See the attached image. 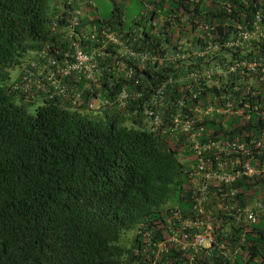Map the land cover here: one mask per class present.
<instances>
[{
	"label": "trees",
	"instance_id": "trees-1",
	"mask_svg": "<svg viewBox=\"0 0 264 264\" xmlns=\"http://www.w3.org/2000/svg\"><path fill=\"white\" fill-rule=\"evenodd\" d=\"M124 1L111 0L107 16L80 6L90 3L72 2L81 11L76 29H95L99 37L110 32L132 47L154 51L158 59H125L135 70L128 77L115 64L116 46L107 42L92 91L82 78H68L74 90L83 89L81 102L72 104L68 97H50L34 86L27 91L14 83L23 63L39 50L60 54L68 47L61 30L66 14L52 7V0H0V264H264V210L254 207V221L242 212L254 199L264 201V173L207 182L202 203L214 228L209 245H193L203 227L183 222L199 216L190 175L196 151L186 132L169 128L177 111L174 100L183 97L189 106L215 107L224 101L218 96L221 90L238 93L231 87L233 75L225 82L202 84L195 98L169 83L161 102H151L155 88L175 75L170 61L162 58L165 53L179 44V51H189L203 41L224 42L239 24L248 27L256 18L264 25V0H142L144 8L128 29L122 26ZM53 20L60 24L57 28ZM221 50V55H190L192 62L178 68L264 55V42ZM19 64V72L6 83L10 69ZM123 88L128 97L121 106L117 95ZM98 92L106 102L90 114L86 100ZM254 97L264 100L261 91ZM37 98L42 102L29 111L27 103ZM232 104L231 112L200 118L189 110L194 127L201 130L200 143L264 133V117L236 110L238 99ZM147 105L159 110L156 127L143 112ZM203 152L225 157L222 152L233 151L212 146ZM255 157L251 163L264 164V154ZM133 228L124 244L122 233Z\"/></svg>",
	"mask_w": 264,
	"mask_h": 264
},
{
	"label": "built area",
	"instance_id": "built-area-1",
	"mask_svg": "<svg viewBox=\"0 0 264 264\" xmlns=\"http://www.w3.org/2000/svg\"><path fill=\"white\" fill-rule=\"evenodd\" d=\"M73 0H63L60 3V10L66 16L64 23L61 25L63 36L68 38V47L60 54H52L46 49L38 51L37 57L26 60L22 65V73L20 79L15 85L20 84L23 90H29L33 86L40 89L42 92L48 93V96L54 94L68 97L72 104L81 102L82 90H74L68 83L69 77L82 78L89 90H93L92 84L96 81V75L102 70L101 60L107 54V42H111L116 46L115 64H117L126 76H132L134 73L133 66H126L125 59H133L139 62H148L158 59V54L145 48L132 47L119 37L114 36L110 32H105L102 36H97L96 30L83 32L76 29L79 23L81 11L74 8L71 3ZM82 3H91V0H76ZM65 2V3H64ZM69 4V5H67ZM63 16V17H64ZM53 27L57 28L60 24L57 20L52 21ZM184 39L188 40L184 37ZM82 40H88L89 44L84 46ZM203 41V40H202ZM252 42H264V25H261L256 18L250 26H241L239 24L235 33L224 42L218 41H203L196 48L189 51H179V47L162 58H167L173 67L175 75H168L166 79L159 84L152 93L151 102H161L162 96L169 83L179 84L186 88L187 94L190 92L193 98L197 95L199 88L212 81L220 83L228 81L230 76L233 83L231 87L237 91L236 95L230 96V92H223L218 96L224 101L217 105L200 106L198 104L190 105L183 97H176L174 105L177 107L176 113L173 115V122L169 128L175 127L181 129L188 134V138L193 142L192 147L195 152V162L192 164L190 175L192 176V185L194 186V204L193 207L199 216L194 220L184 219L186 225H197L203 227L202 231L195 233L193 245H209L214 241V228L207 213L203 207L205 200V186L207 182L215 178L218 181L231 182L237 176L254 175L260 172L264 173V164L251 163L250 159L256 160L258 153L264 154V133H255L248 137L247 140L229 139L220 141L218 139L199 142L201 135L200 128L194 127V115H190L189 110L196 113L200 118L209 113L231 112L233 110V100L238 99L240 108L250 109V112L264 117V100L255 99V94L261 91L264 95V90L260 87L264 86V55L256 53L248 56L228 57L224 64L211 60L210 62H202L192 65L185 71H180V64L184 67L188 62H192L189 56H203L205 53L212 55L216 52L221 55L222 46L237 45L241 48L246 47ZM182 45V42H180ZM190 46L193 44L188 41ZM181 66V65H180ZM229 75V76H228ZM138 79V78H137ZM137 79L135 82H137ZM221 85V86H220ZM220 88H226L220 84ZM197 86V87H196ZM128 92L123 88L117 95V102L123 106L127 102ZM101 102H106L100 93H96L87 98L86 103L89 108H98ZM143 112L146 115L148 124H153L155 127L160 123L161 116L158 108L155 106H144ZM249 117V115L247 116ZM216 147L218 149H228L233 152H222L227 154L225 157L220 155H212V152H203L205 148ZM229 153L232 155L229 157ZM213 156V157H212ZM212 157V160H210ZM212 161V164H208ZM264 210V201L254 199L250 205L243 208L242 212L246 219L254 221L257 218V211ZM207 218V219H205ZM186 236L187 233H184ZM172 239H175L173 236ZM191 264V263H190Z\"/></svg>",
	"mask_w": 264,
	"mask_h": 264
},
{
	"label": "rangeland",
	"instance_id": "rangeland-1",
	"mask_svg": "<svg viewBox=\"0 0 264 264\" xmlns=\"http://www.w3.org/2000/svg\"><path fill=\"white\" fill-rule=\"evenodd\" d=\"M92 2L90 3V5H80L81 7H84V9H86V7L89 8L90 11H93V13L95 15H99V16H107L109 14L110 8L112 6V2L111 0H91ZM81 4H84L81 2ZM144 8V4L142 0H125L124 4H123V19H122V26L124 29H128L132 26L133 24V19L134 17L141 12V10H143ZM20 69V64L19 65H15L13 68L10 69V75L9 77L6 79V83H9L12 81V79L15 77V75L19 72ZM42 102V99H35V101L31 102V103H27V109L29 111H33L35 109V107ZM87 112L94 113L96 112V110L94 109H88ZM180 157L182 159H186L185 155L182 154L180 155ZM135 229H129V230H125L122 235L120 240L124 243V244H128L131 240V237L134 233Z\"/></svg>",
	"mask_w": 264,
	"mask_h": 264
},
{
	"label": "clouds",
	"instance_id": "clouds-1",
	"mask_svg": "<svg viewBox=\"0 0 264 264\" xmlns=\"http://www.w3.org/2000/svg\"><path fill=\"white\" fill-rule=\"evenodd\" d=\"M74 1H76V0H73L72 2H74ZM76 2H78V1H76ZM60 1L58 2V4H57V7H59L60 8ZM78 3H80V2H78ZM72 4V3H71ZM51 6H53V4H51ZM90 109H96V108H90Z\"/></svg>",
	"mask_w": 264,
	"mask_h": 264
},
{
	"label": "crops",
	"instance_id": "crops-1",
	"mask_svg": "<svg viewBox=\"0 0 264 264\" xmlns=\"http://www.w3.org/2000/svg\"><path fill=\"white\" fill-rule=\"evenodd\" d=\"M53 1V5H55L56 7H57V4H58V0H52ZM74 2H76V1H74ZM52 4V3H51ZM53 7V6H52Z\"/></svg>",
	"mask_w": 264,
	"mask_h": 264
}]
</instances>
